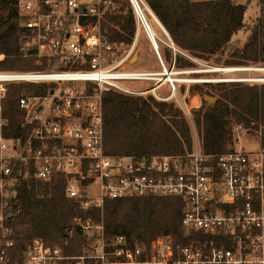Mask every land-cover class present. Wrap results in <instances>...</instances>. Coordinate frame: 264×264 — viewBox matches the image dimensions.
<instances>
[{
    "label": "built area",
    "instance_id": "obj_1",
    "mask_svg": "<svg viewBox=\"0 0 264 264\" xmlns=\"http://www.w3.org/2000/svg\"><path fill=\"white\" fill-rule=\"evenodd\" d=\"M23 28L22 58L56 60V69L0 71V101L7 85L44 83V94L21 93L28 133L19 144L4 135L7 119L0 104V264H10L9 249L23 226L18 187L33 178L65 179V196L81 210L65 231L85 238L81 253L65 254L59 245L34 237L21 264H264V147L206 153L199 139L176 154H109L103 139V93L149 94L166 100L178 82L175 55L167 67L159 53L151 17L166 31L145 0H128L135 19L132 42L120 55L99 25L100 6L83 0H13ZM99 2L100 0H93ZM158 57L159 71L129 70L127 62L140 30ZM167 36V34H166ZM168 37V36H167ZM173 51L176 47L168 37ZM3 57L0 54V59ZM152 81L147 89L126 82ZM167 85L169 95L158 90ZM235 129L243 130L240 126ZM139 196L178 197L185 243L159 234L149 245L129 243L122 234L107 236L92 209L104 199ZM230 242L231 247L226 246Z\"/></svg>",
    "mask_w": 264,
    "mask_h": 264
},
{
    "label": "trees",
    "instance_id": "obj_2",
    "mask_svg": "<svg viewBox=\"0 0 264 264\" xmlns=\"http://www.w3.org/2000/svg\"><path fill=\"white\" fill-rule=\"evenodd\" d=\"M99 18L101 30L111 41L129 45L135 19L128 0H108ZM174 45L193 57L226 54L215 64L264 65V0H259V15L245 26L244 40L232 36L244 27L246 5L233 0H145ZM105 6H100L103 9ZM23 28L13 0H0V71H42L56 69L57 61L19 56ZM163 59L171 58L164 54ZM193 64L175 55V67ZM230 68V67H229ZM245 68V67H231ZM200 95L193 111V123L201 148L206 153L233 149L234 127L248 134L258 133L264 147V83L240 81L210 82L192 88ZM44 83H9L1 99L2 116L7 119L4 135L22 144L28 133L25 112L18 106L21 93L44 94ZM214 98L212 102L208 100ZM103 139L109 154H176L190 149L193 143L190 125L183 111L173 102L153 96L126 95L108 90L103 93ZM65 179L53 177L49 182L33 178L18 187L23 226L9 249L10 264H21L24 249L32 238L41 237L47 244L59 245L65 254L81 253L85 238L77 230L69 236L65 229L81 213L78 204L65 196ZM182 202L178 197L139 196L104 199L92 209L95 220L102 221L105 234H122L129 243H149L159 234H170L174 243H185L181 227ZM226 246L231 247L230 242Z\"/></svg>",
    "mask_w": 264,
    "mask_h": 264
},
{
    "label": "rangeland",
    "instance_id": "obj_3",
    "mask_svg": "<svg viewBox=\"0 0 264 264\" xmlns=\"http://www.w3.org/2000/svg\"><path fill=\"white\" fill-rule=\"evenodd\" d=\"M88 1L89 4L95 2V4H99L101 8L100 15L104 12L105 8L109 5L108 0H100L96 3L93 0H83ZM237 3H242L246 5V11L244 15V27L239 29L233 36L234 39H242L244 40L247 36V29L245 26H250L253 24L259 15V0H233ZM151 25L153 27L154 32L157 34L159 38L163 41H157L158 50L162 57H165L164 54H170L171 58L163 59L164 64L167 67H171L173 56L178 54L182 58L189 60L192 62L193 66L188 68L191 69L192 72L178 74L179 77H189L198 80H194L191 82H178L176 84V92L170 98L166 100H159L165 102H173L175 106H178L184 113L185 118L187 119L190 130L192 134V140L198 138L194 123H193V111L200 104V95L192 88L196 85L203 86L210 82H230V81H240L246 83H264V65L258 63H248L246 66H223L215 64V60L220 58L224 60L226 54L219 55H209L204 58L193 57L188 52L177 48L173 51V49L165 44L168 42V37L164 33V31L156 24V22L149 17ZM129 45L119 44L118 45V54L120 55L124 50L128 48ZM3 58V57H2ZM1 58V59H2ZM0 59V60H1ZM35 59L36 63H39L41 59ZM47 60V59H46ZM48 61V60H47ZM49 62V61H48ZM129 70H143V71H159L160 63L158 57L150 43L146 33L143 29L140 30L138 40L136 42L135 49L130 57V59L123 64ZM230 67V68H229ZM231 67H245V68H231ZM214 68H226L225 71L222 69ZM178 69L175 67V70ZM186 69V68H185ZM222 70V71H220ZM152 81H133L126 82V85L133 89H147L151 85ZM159 94L162 97H166L169 95V90L167 85H162L159 90ZM26 94V93H25ZM138 96V95H136ZM141 97H147L149 94L139 95ZM208 100L212 102L214 98H209ZM241 127V126H240ZM234 138L235 142L233 144V148L246 150H255L260 146V141L258 137V133L252 132L250 134L247 133L246 130H238L234 127Z\"/></svg>",
    "mask_w": 264,
    "mask_h": 264
},
{
    "label": "bare ground",
    "instance_id": "obj_4",
    "mask_svg": "<svg viewBox=\"0 0 264 264\" xmlns=\"http://www.w3.org/2000/svg\"><path fill=\"white\" fill-rule=\"evenodd\" d=\"M152 47H153V45H152ZM216 69H222V68H214V70H216ZM225 69H226V68H225ZM225 69L223 68L222 70L225 71ZM222 70H220V71H222ZM0 77L3 78L4 76H0Z\"/></svg>",
    "mask_w": 264,
    "mask_h": 264
},
{
    "label": "water",
    "instance_id": "obj_5",
    "mask_svg": "<svg viewBox=\"0 0 264 264\" xmlns=\"http://www.w3.org/2000/svg\"><path fill=\"white\" fill-rule=\"evenodd\" d=\"M166 31V30H165ZM167 36L169 37L168 33L166 32ZM170 38V37H169Z\"/></svg>",
    "mask_w": 264,
    "mask_h": 264
}]
</instances>
